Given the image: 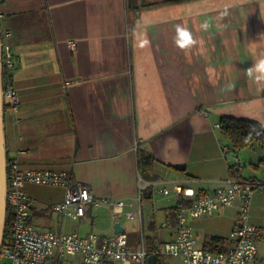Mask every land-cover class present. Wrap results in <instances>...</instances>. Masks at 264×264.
Masks as SVG:
<instances>
[{
	"label": "crops",
	"instance_id": "crops-1",
	"mask_svg": "<svg viewBox=\"0 0 264 264\" xmlns=\"http://www.w3.org/2000/svg\"><path fill=\"white\" fill-rule=\"evenodd\" d=\"M227 2L132 10L129 0H2L21 99L16 112H4L8 158L25 169L67 170L108 201H136L141 178L182 183L193 198L231 177L233 164L240 175L235 179L260 182L245 177L241 159L233 157L238 150L223 153L231 143L215 124L229 114L264 125V81L255 80L254 67L264 60V0ZM178 29L187 30L193 43ZM141 150L154 158L147 175L138 168ZM24 189L35 198L31 220L41 230L115 236L119 221L133 247L142 235L149 248L174 237L164 225L175 214L171 197L145 192L141 219L114 217L103 202L71 219L51 208L63 198L64 186L26 183ZM263 193L256 188L251 201L256 242L264 234ZM237 215L236 205L224 206L190 224L197 236L206 235L198 236L200 245L220 249L232 244ZM206 218L217 219L206 227ZM213 237L220 240L212 243ZM81 263V254L61 262Z\"/></svg>",
	"mask_w": 264,
	"mask_h": 264
},
{
	"label": "built area",
	"instance_id": "built-area-1",
	"mask_svg": "<svg viewBox=\"0 0 264 264\" xmlns=\"http://www.w3.org/2000/svg\"><path fill=\"white\" fill-rule=\"evenodd\" d=\"M4 14L0 10V40L4 103L7 109L17 111L20 95L15 88L12 71L16 66L15 55L9 41L11 31L4 25ZM74 47L75 42L69 41ZM206 113L205 110H201ZM220 123L215 127L219 128ZM233 148L225 144L223 153ZM239 162L240 157L236 155ZM6 242L0 248V264H61L65 257L81 254V264H106L112 261H130L132 264H147L148 256L155 254H175L182 257V264H256L258 245L257 227L250 222L251 201L256 188L264 190L259 181L238 180L227 177L211 192L190 198L191 188L182 183L167 186L157 180L140 179L136 201L97 199L86 183L75 182L71 172L53 169H25L17 158L8 161ZM8 171V169H7ZM26 183L64 186L61 200L51 204V208L64 218L78 219L85 215L91 203L102 202L112 206L113 216L123 214L128 219L143 215L144 193L174 198L175 214L165 221V226L173 229L172 240L154 243L149 248L142 235L140 245L128 243L127 234L122 231L115 236L101 237L91 231L86 235L78 231L66 232L61 229L41 230L31 220V208L35 198L28 193ZM238 207V218L231 232L232 244L225 248L211 249L199 244V238L190 221L202 216H213L224 206Z\"/></svg>",
	"mask_w": 264,
	"mask_h": 264
},
{
	"label": "trees",
	"instance_id": "trees-1",
	"mask_svg": "<svg viewBox=\"0 0 264 264\" xmlns=\"http://www.w3.org/2000/svg\"><path fill=\"white\" fill-rule=\"evenodd\" d=\"M173 0H163L162 2H168ZM2 0H0V3ZM130 8L135 10L139 6L144 5H152L156 4V1H149V0H129ZM5 109L7 107L5 106ZM220 131L228 138L229 144L233 150L237 151L241 148L252 146L253 144H259L264 146V125L263 123L256 119V118H247V117H239L235 115H223L220 118ZM10 158H8V161ZM138 168L141 174L147 175L148 173L152 172L153 169V156L151 153L147 151H139L138 152ZM264 163V158L260 160ZM177 167H181L180 165H176ZM235 164L230 165V176L232 178H239L240 175L238 171L235 169ZM184 168V167H181ZM9 173V168L8 171ZM250 181V180H248ZM252 181V180H251ZM255 182V181H252ZM10 218V211L8 208L7 211V221ZM6 229H5V237L4 242H6ZM220 240L219 237H213L212 243H216ZM205 247H209L208 244ZM213 250L216 249V246L211 247Z\"/></svg>",
	"mask_w": 264,
	"mask_h": 264
},
{
	"label": "rangeland",
	"instance_id": "rangeland-1",
	"mask_svg": "<svg viewBox=\"0 0 264 264\" xmlns=\"http://www.w3.org/2000/svg\"><path fill=\"white\" fill-rule=\"evenodd\" d=\"M151 1H156L157 3H160V4L162 3L182 4L184 2L191 4L193 3L194 0H173V1H168V2H162L163 0H151ZM202 1L210 2L211 0H201V2ZM237 1L238 0H228L227 3H237ZM221 2L222 1L218 3L220 4ZM175 14L176 13H174V15ZM238 153L241 159V164H243L241 168H242V172L245 174V177L256 176L261 180L260 181L261 183H264V165L260 164L261 158H264V146L259 145V144H253L252 146L241 148L240 150H238ZM233 157L235 159V162H237L236 157L235 156ZM257 193H258L257 196H260L259 191H257ZM263 196H264V193H263ZM237 218H238V215H237ZM216 219L206 218V219H203V221L199 220L198 222L201 221L204 226L208 227L211 224H214L216 222ZM130 223L135 224L133 220H131ZM137 231L138 232L141 231L140 224L137 227ZM145 233H147V229H145ZM198 236L200 240L206 238V235H204V233H201V232L199 233ZM257 244H258L259 250H258L256 264H264V234L259 236L257 240ZM161 257L163 261L160 264H182V257L179 255L164 254ZM108 264H132V263L130 261H127V262L112 261V262H109Z\"/></svg>",
	"mask_w": 264,
	"mask_h": 264
},
{
	"label": "water",
	"instance_id": "water-1",
	"mask_svg": "<svg viewBox=\"0 0 264 264\" xmlns=\"http://www.w3.org/2000/svg\"><path fill=\"white\" fill-rule=\"evenodd\" d=\"M5 103H4V89H3V76H2V57H1V40H0V248L3 244L5 237V224L7 218V180H8V156L6 149L5 138ZM115 232H122L124 228L121 222L114 223ZM160 258L155 254L148 256L147 264H158Z\"/></svg>",
	"mask_w": 264,
	"mask_h": 264
},
{
	"label": "clouds",
	"instance_id": "clouds-1",
	"mask_svg": "<svg viewBox=\"0 0 264 264\" xmlns=\"http://www.w3.org/2000/svg\"><path fill=\"white\" fill-rule=\"evenodd\" d=\"M178 30L180 31V34L184 37V39L189 42V44L193 43V41L190 38V33H188L187 30L184 29H178ZM254 67L256 72L258 73V75H256L255 77V80L257 82L264 81V60H261ZM249 75H251V70L249 71Z\"/></svg>",
	"mask_w": 264,
	"mask_h": 264
},
{
	"label": "flooded vegetation",
	"instance_id": "flooded-vegetation-1",
	"mask_svg": "<svg viewBox=\"0 0 264 264\" xmlns=\"http://www.w3.org/2000/svg\"><path fill=\"white\" fill-rule=\"evenodd\" d=\"M159 258H160V262L158 264H160L163 261L162 257H159Z\"/></svg>",
	"mask_w": 264,
	"mask_h": 264
}]
</instances>
